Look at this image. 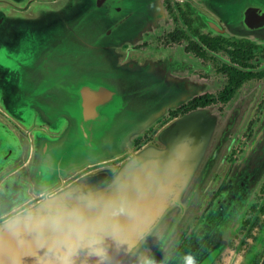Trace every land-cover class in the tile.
<instances>
[{"label":"water","instance_id":"water-1","mask_svg":"<svg viewBox=\"0 0 264 264\" xmlns=\"http://www.w3.org/2000/svg\"><path fill=\"white\" fill-rule=\"evenodd\" d=\"M1 1L8 8L0 6V42L4 43L6 55L14 62L11 68L2 69L7 79L4 83L5 91L10 93L7 86L14 84L13 71L20 74L18 68L25 65L29 72L23 74L32 75L33 78L30 81L21 79L23 83L31 85L28 94L22 99L26 102L24 107L30 112L23 122L28 127L42 125L45 135L40 133L43 136L32 137L29 132L22 134L17 128V125L22 124L10 115L24 111L20 103L17 106L18 100L8 93L0 98V117L4 119L5 125V130L0 128V136L8 151L2 158L5 164L0 166V208H10L23 195L35 197L45 187L60 193L71 192L73 195L78 191L92 190L108 201V212L115 211L118 214L116 219L122 225L119 243L111 237L106 240L109 255L106 264H139L141 256L153 258L156 264H180L184 254L196 256L200 242L198 234L194 240L185 241L139 240V236L160 220L164 211H169L170 205L175 208L171 224H176L175 220L178 221L183 214L191 213V217L205 215V224L197 226L204 233L208 230L213 233L217 225L234 221L241 208L235 209L234 206L235 212H231L230 209L218 206V212H215L214 209L204 207V200L201 199L206 197L208 189L213 188L216 182L213 181L214 175L218 171L221 175L225 173L223 156L215 160L214 174L207 181L205 191L201 193L203 188L200 187L191 209L185 205V197L191 196L189 188L192 185H185L188 178H191V171L186 172L182 164L187 158L188 161L193 159L194 154L190 152L187 157V153L179 149L181 142L174 129L187 120L203 118L214 122L219 131L220 122L216 116L201 111L190 112L174 119L157 133V147L145 145L134 148L133 139L159 115L141 120L132 127L134 118L139 114L144 115L143 105L137 106L139 99L133 100L132 95L127 94L129 82L126 79L131 75L141 77L144 73L150 74V77L161 74L159 78L162 80L167 78V74L164 60L135 52H126L124 56V52H120L118 40L121 36H130L151 28V23L158 19L155 13L160 8L158 0H92L90 9H93L89 10V14L88 11L82 12L81 3H77L74 12L70 13L72 9L67 2L59 7L57 0H0L3 5ZM30 3L39 8L30 9ZM80 7L81 15L77 16ZM93 13L96 14L91 17ZM67 14L73 15L64 17ZM65 18L71 23L69 31L78 30L73 37L81 38V50H78L79 47L75 49V52L81 51V59L76 53H71V58H56L54 51L56 46L59 48L61 45L56 43L48 47L29 69L26 63L23 65L21 58L6 51V48L14 47L17 33L24 31L31 38L34 32L61 25ZM71 35L72 32L68 33L64 41ZM64 50L60 56L65 53ZM10 76L12 80H9ZM245 116L242 115L239 126ZM128 120L129 128L123 131ZM78 128L81 129L80 133ZM67 131L69 138L64 141ZM72 136L77 149L73 148L71 153L63 151ZM163 136H167V143ZM23 144L26 147L22 149ZM170 147H176V150L169 153ZM149 151L153 152V157L146 155ZM112 163L116 166H112ZM241 165H236L231 171L227 170L226 182L221 183L223 190L230 185L234 173H239ZM241 181L238 186H242ZM181 190L182 193L187 190L183 199L178 197ZM234 193L239 195L241 191L238 189ZM86 210L93 214L96 211L95 208ZM224 232L225 228H221L218 234ZM212 241V237L209 239L205 236L203 242L208 244ZM14 251L19 252V259L15 261L11 258ZM218 252L212 248L198 264H210ZM43 254V249L38 250L31 245L29 236H13L0 224V264H44L38 259ZM77 264H96V261L88 257L84 250Z\"/></svg>","mask_w":264,"mask_h":264},{"label":"rangeland","instance_id":"rangeland-1","mask_svg":"<svg viewBox=\"0 0 264 264\" xmlns=\"http://www.w3.org/2000/svg\"><path fill=\"white\" fill-rule=\"evenodd\" d=\"M41 1H48V0H41ZM2 2V1H1ZM67 2L68 6L70 7L69 10L70 13H73L75 10V7L77 6V3H81L82 12L88 11L87 13L93 9H90V7L93 5L92 0H57V3L59 7L64 3ZM160 3L159 10L155 11V13L158 15V13L163 12L161 1L158 0ZM3 5L0 4L1 7L6 6L3 2ZM81 7L77 11V16L81 15ZM8 8V7H7ZM30 9H38L39 6L35 5L33 3H30L29 6ZM44 6L41 8L43 9ZM90 10V11H89ZM91 13V12H90ZM24 15H27V13H23ZM96 13L91 14L90 16H94ZM73 14L70 15H64V17H71ZM96 16H99L96 15ZM89 18V17H88ZM158 18H160L158 16ZM157 22L151 23V28L147 29L148 31H151L152 29H155L157 27ZM71 23L67 21L65 18L64 22L61 23V25H57L55 27H51L48 29H41L39 32H32L31 38H29L28 33L22 32L20 34H16L14 39V47L13 48H6V51H9V53L15 57L21 58L23 61V65L26 63L27 67L31 69V65L34 62H37L40 59V56L44 53V51L47 50L48 47H51L52 45H55L56 43H61L60 47L56 49L55 56L56 58H71L72 54L80 56L81 59V51L75 52V49L81 50V38L80 36L75 38L73 37L75 34L74 32H78V30L70 29ZM31 29V28H29ZM24 30V29H23ZM22 31V29H20ZM37 31V29H35ZM72 32V35L68 37L67 40L64 41L67 34ZM66 33V34H65ZM65 34V36H63ZM34 35V36H33ZM63 36V38H62ZM2 38V37H1ZM4 40V38H2ZM0 98H4L5 95H8L14 99H17L18 102H16L17 106L20 103V107L24 111H19V113L16 115L13 113H10L12 119L16 120V122H19L22 125H17V128L22 132V134L26 135L28 132L32 133L36 137L43 136L41 134L45 135V130L42 125H34L31 127H28L25 125L24 120L29 116V110L26 109L24 106L26 105V102H23V96L27 95L31 86L28 85L27 82H24L21 80V75L23 74L22 71L20 74H18L16 71H13V82L14 84H11L7 86V88H10L9 91H5L4 83L7 79H5V75L3 76L2 69L5 67L11 68L14 65V62L11 61L10 57L6 55L4 43L0 42ZM35 43V46H34ZM79 43V45H78ZM65 49V50H64ZM63 55H59L61 52H63ZM123 51L120 49V52ZM128 50L123 51L124 56L127 55L126 52ZM128 52H135V53H141L143 55L151 56L154 58H160L161 60H164V67L166 69L167 78L160 80L159 75H155L154 77H150V74H141L140 76L131 75L127 77L126 80H128V86L129 89H126L127 94L132 95L133 100L139 99L137 101L138 104L143 105V116H140V114L134 118V122L132 127L135 125V123H140L141 120H147L149 118H154L155 114L159 115L155 117L149 124V126L145 127L143 130L140 131L139 135L146 129L145 132H143L142 135L146 136V142L144 141L141 145H134V148L138 149L141 146L145 145H153L157 147V142L155 141L157 133L162 130L164 127H166L170 122H172L174 119L181 118L182 116L175 117L171 120H168V115H166L164 112L167 111L168 107L172 105L176 100L183 98L184 94H182L185 90V87L187 86L188 79L187 76V70L188 65H194V69H199L198 61H195V63L190 62L186 58H178L177 56H174L172 53L169 54H158L154 51L150 52H140V51H128ZM72 53V54H71ZM122 53V52H121ZM29 58V60H27ZM222 60H225L223 57H220ZM205 69L200 70L199 78H202L204 75H206L209 80L216 82L219 84V77L213 73L212 67L209 65ZM29 72V70H26ZM195 73V74H198ZM204 74V75H203ZM9 80H12V77H9ZM175 80V83L173 82ZM23 84L21 87L20 85ZM147 85H149V89H147ZM153 87V88H152ZM202 88V87H201ZM209 88V87H208ZM217 86L213 88H209V91L212 93H216ZM252 88V87H250ZM195 92H199L200 89L198 87L196 88ZM170 90V91H169ZM189 91H194L193 88H189ZM194 92V93H195ZM193 93V94H194ZM243 98L234 99L225 109L222 111H218L216 107H208L201 110L204 114H212L213 116H216L217 119H219V131L217 130V126L214 122L209 121L208 119L203 118H193L190 120L185 121L180 126L176 127L174 130H176V134L180 138L181 145L179 149L183 150V153H187V157L189 156V153L193 156V159L188 161V158L185 160L184 164H182V168L185 171L190 172L191 171V178H188V184L185 185H192L189 190H191L189 196L185 197L186 204L189 205V209H191L192 204L194 203L196 199V195L198 196V193L202 189L201 193L205 191L208 180L211 178L213 173V167L215 168V160H219L222 156L224 159L225 167V173L220 174L219 169L217 168V172L214 175L213 181H216L213 185V188L208 189L206 197H202L205 206L209 207L211 209H214L215 212L216 208L218 206L230 209L231 212H235L233 207L235 206V209L240 208L239 213L236 214V217L234 221H231L226 224H219L215 227V231L212 233V231L208 230L204 233V231L196 229V236L198 234V241L199 242V250L197 255L195 256L198 262H202L204 260V257L207 255V253L211 252V249L219 250V252L216 254V256L213 258L212 262L210 264H224L227 260L226 258L228 256H233L232 254L234 252L233 249H236L239 247L238 241H233L231 244L234 247H228V241L231 238L233 234L240 235V226L242 222V215L246 209V207L253 203L257 202L261 203V201H258V199H261L258 195L261 194L259 192L260 187L264 188V115L262 117V121L259 123L258 127L253 131L252 137L249 140H245V137L242 135L244 132L242 131L243 124L239 126V122L241 120V116L245 110L244 104L241 102ZM22 100V101H21ZM2 106V104H1ZM0 106V107H1ZM1 109V108H0ZM26 109V110H25ZM195 112V111H193ZM2 113V111H1ZM188 114V113H187ZM250 117V114L248 118ZM168 120V121H166ZM4 119L0 117V124L5 127L4 125ZM129 121L125 125V127L122 129L123 131L128 130L129 128ZM166 121V122H165ZM17 124V123H16ZM1 128V127H0ZM149 128V129H148ZM226 128V129H225ZM225 131L223 132V130ZM2 130H5L2 128ZM44 130V131H42ZM41 133V134H40ZM69 131L64 134V141L69 138L67 134ZM72 134V133H71ZM169 135V134H168ZM167 135V136H168ZM136 136V137H137ZM167 136H163L164 141L166 143L168 142ZM220 137V138H219ZM0 136V166L4 165L5 163L2 162V158L6 155L8 152L5 148V145L3 146V141L1 140ZM67 138V139H66ZM222 143H221V142ZM2 142V143H1ZM68 144H65L63 151H67L69 153L73 152L77 149V146L75 144L74 138L70 137V141H68ZM171 144L167 145L170 146ZM255 145V146H254ZM26 147V144L22 145V149ZM169 153L176 150V147H170ZM233 149V150H232ZM232 150V154L231 151ZM168 153V154H169ZM231 154L232 161H228L227 157ZM148 157H153V152L149 151L146 153ZM24 157V156H23ZM218 158V159H217ZM194 161V162H193ZM192 162L191 166L187 167L189 163ZM24 163V162H23ZM238 164L241 165V168L239 170V173H234L235 176L231 177V183L227 187L225 186V190H223V186L221 183L224 181L226 182V175L228 173L227 170H230L232 168H236L235 166ZM251 165V168L249 166ZM112 166H116L115 163H112ZM1 169V167H0ZM182 169L183 172H185ZM245 175L246 177L243 178L242 176ZM242 180V186H238L239 181ZM263 181V183H262ZM228 184V183H227ZM262 184V185H261ZM187 186L186 188H188ZM201 187V189H200ZM185 188V189H186ZM199 189V190H197ZM240 189L241 194L235 195V190ZM182 190L180 192V195L178 197H181L180 199L184 198V193H186ZM234 194V195H233ZM213 200V201H212ZM175 208L174 205L169 206V211L165 213L163 212V216L158 220L156 223L153 224V228H151L149 231L145 232L143 235L139 236V240L142 241H149V242H156L161 239V237L166 233L168 226L171 225L170 222H173L174 219L173 216H175L174 212ZM210 214V213H209ZM205 217V218H204ZM191 218V213H188L184 216V214L179 218V220H175L176 226L179 224L182 227V230L186 229V222ZM202 219V221L199 223L200 225L206 222V216L199 217ZM170 223V224H169ZM205 224V223H204ZM180 227V228H181ZM221 228H225V232L218 234L220 232ZM177 229V227H176ZM217 235L219 237L217 238ZM205 236L210 239L212 237L213 241L212 243L205 244L203 241L205 239ZM241 236V235H240ZM196 238V237H194ZM201 239V240H200ZM230 254V255H229ZM218 257H221L220 261L217 259ZM234 257V256H233ZM230 258V257H229ZM238 256L235 260L234 264H237L238 262ZM218 261V263H217Z\"/></svg>","mask_w":264,"mask_h":264},{"label":"flooded vegetation","instance_id":"flooded-vegetation-1","mask_svg":"<svg viewBox=\"0 0 264 264\" xmlns=\"http://www.w3.org/2000/svg\"><path fill=\"white\" fill-rule=\"evenodd\" d=\"M160 1L163 12L158 13L157 27L121 36L119 49L154 51L163 55L172 53L193 63L198 61L199 69H194L195 64L188 65L190 80L182 93L183 98L180 97L164 112L168 120L208 107L222 111L234 99L243 98L241 102L246 116L242 121V135L249 140L264 115V0ZM204 64L212 67L213 73L219 77L218 85L204 74L199 78L198 72L207 67ZM18 69L26 72L25 65ZM21 77L28 81L33 78L26 73ZM216 86V93L209 91ZM195 87L200 91L195 92ZM189 88L194 91H189ZM0 127L4 129L2 124ZM143 132L133 139V145L146 142ZM231 154L227 157L228 161L233 160ZM259 192L261 199L258 201H262L246 207L240 226L241 236L233 234L228 241L229 248L234 247L231 244L233 241H238L239 247L233 249L234 257L228 256L224 264H234L237 256V264L264 262V188L260 187ZM201 221L197 215L191 217L185 230H182V224H171L159 240H194ZM187 236L190 237L184 238ZM217 259L220 261L221 257Z\"/></svg>","mask_w":264,"mask_h":264},{"label":"clouds","instance_id":"clouds-1","mask_svg":"<svg viewBox=\"0 0 264 264\" xmlns=\"http://www.w3.org/2000/svg\"><path fill=\"white\" fill-rule=\"evenodd\" d=\"M95 208V213L86 210ZM115 211L108 212V201L95 191L60 193L42 188L36 195L18 197L10 208H0V224L16 237H30L36 249H43L38 257L44 264H77L81 251L96 264L109 259L107 238L119 243L122 225ZM19 259V252L11 257ZM167 259V258H166ZM139 264H156L148 256H141ZM180 264H198L191 253L184 254Z\"/></svg>","mask_w":264,"mask_h":264},{"label":"crops","instance_id":"crops-1","mask_svg":"<svg viewBox=\"0 0 264 264\" xmlns=\"http://www.w3.org/2000/svg\"><path fill=\"white\" fill-rule=\"evenodd\" d=\"M79 116H80V114H79ZM80 118H81V116H80ZM76 122H77V121H76ZM77 125H78V123H77ZM80 126H81V124H80ZM78 131H79V133H80L81 129L78 128Z\"/></svg>","mask_w":264,"mask_h":264},{"label":"bare ground","instance_id":"bare-ground-1","mask_svg":"<svg viewBox=\"0 0 264 264\" xmlns=\"http://www.w3.org/2000/svg\"><path fill=\"white\" fill-rule=\"evenodd\" d=\"M100 1H103V0H100Z\"/></svg>","mask_w":264,"mask_h":264}]
</instances>
